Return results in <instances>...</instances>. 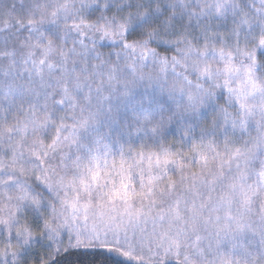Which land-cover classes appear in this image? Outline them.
<instances>
[{
  "label": "snow or ice",
  "instance_id": "6c2138e0",
  "mask_svg": "<svg viewBox=\"0 0 264 264\" xmlns=\"http://www.w3.org/2000/svg\"><path fill=\"white\" fill-rule=\"evenodd\" d=\"M0 264H264V0H0Z\"/></svg>",
  "mask_w": 264,
  "mask_h": 264
}]
</instances>
